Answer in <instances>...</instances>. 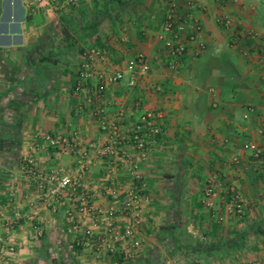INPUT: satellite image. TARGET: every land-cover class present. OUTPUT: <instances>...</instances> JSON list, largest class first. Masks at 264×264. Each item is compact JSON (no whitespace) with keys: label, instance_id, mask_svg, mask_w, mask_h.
Instances as JSON below:
<instances>
[{"label":"crops","instance_id":"obj_1","mask_svg":"<svg viewBox=\"0 0 264 264\" xmlns=\"http://www.w3.org/2000/svg\"><path fill=\"white\" fill-rule=\"evenodd\" d=\"M176 2L188 8V0ZM193 2L204 47L171 68L156 36L167 0H0V136L14 138L2 147L11 156L0 194V243L13 246L4 264H57L59 252L42 256L64 247L76 250L68 264L264 259V1ZM224 14L233 18L231 27L217 22ZM90 45L106 51L96 65L103 71L121 68L137 52L150 68L132 86L124 74L96 91L97 77L77 82L78 61ZM248 105L253 110L243 118ZM149 110L161 127L150 147L141 152L121 140L113 153L104 151L111 138L101 118L126 134ZM37 132L74 144H44ZM244 139L262 149L259 158L241 147ZM24 154L42 172H66L75 182L44 195L47 182L27 170ZM205 186L214 190L213 207L203 203ZM229 186L245 198L239 213L225 209ZM129 189L138 194L137 222L121 209ZM83 203L115 213L107 219L95 209L85 213ZM126 224L131 235L107 250L109 234ZM85 227L100 246L83 242Z\"/></svg>","mask_w":264,"mask_h":264},{"label":"built area","instance_id":"obj_2","mask_svg":"<svg viewBox=\"0 0 264 264\" xmlns=\"http://www.w3.org/2000/svg\"><path fill=\"white\" fill-rule=\"evenodd\" d=\"M188 4V8L180 10L177 9L176 0H167V8L161 16L160 28L156 34L160 44L166 49L170 57L167 63L171 68L174 67L177 59L186 52L191 55H196L204 47V42L200 39L201 25L192 8V6H198V3L195 5L193 0H188ZM216 20L223 27H231L234 24L233 18L225 14L218 16ZM230 41L231 43L236 41L234 34L230 35ZM105 57L106 51L104 48L94 45L86 47L78 61L77 82L80 84L85 81L87 82L93 77H97L98 81L95 83V90L101 91L106 83L118 81L122 79L125 74L124 83L128 86H132L135 84L137 77L146 74L150 68V63L146 55L142 52H137L128 57L121 68L106 72L96 67L99 63L104 62ZM252 110L253 106L248 105L246 110L242 112V117L246 118L248 113ZM99 126L101 130L108 132L111 138L109 142L103 145V149L106 153H113L115 148L114 142H120L121 140L131 143L136 149L142 152L155 142L156 136L161 129L157 122V114L150 110L140 114L126 134H122L117 130V125L113 120L101 118L99 120ZM260 132L264 133V123L260 128ZM35 136L39 138L42 143L51 146H63L67 149L74 144L73 142H69L65 136H55L49 132H37ZM88 145L92 146L93 144L89 142ZM241 147L249 150L251 155L255 158H259L262 152V149L250 139L242 140ZM84 153L85 150H82L80 156ZM80 156L77 159L78 171L82 163V158ZM22 158L29 172L47 182L43 190V194L46 196H55L75 182L74 178L66 172L62 173L56 169L42 172L39 168L34 166L33 158L29 154L22 155ZM107 169L111 171L112 165H109ZM134 177L139 179L138 174H134ZM227 191L228 195L225 202L226 211L232 213L241 212L246 203L245 198L234 186H229ZM213 193L214 190L211 186L204 187L202 200L208 207H213L214 205ZM121 202V209L129 213L133 221L137 222L140 217V207L138 203V194L134 189H129L127 195ZM81 209L85 213H93L95 209L96 213L101 214V216L106 219L113 216L115 213V210L111 207L102 210L100 208H92L87 203H83ZM131 232V224H126L122 229L111 232V234H109L110 241L106 244L107 250H113V241L125 239L131 235ZM36 233H40V228L36 229ZM80 234L84 238L83 242L85 244L96 246L102 244L100 238L97 240L93 237L90 227L83 228ZM7 251L12 252L13 246L11 244L4 245L0 243V264H4ZM237 264H264V259H250Z\"/></svg>","mask_w":264,"mask_h":264},{"label":"rangeland","instance_id":"obj_3","mask_svg":"<svg viewBox=\"0 0 264 264\" xmlns=\"http://www.w3.org/2000/svg\"><path fill=\"white\" fill-rule=\"evenodd\" d=\"M1 128V127H0ZM16 144V142H15ZM9 156H11L8 152H4L3 148L1 147L0 149V194L6 190V182H7V178L6 176L8 175L7 173H5L6 171V168H7V164H8V158ZM5 188V189H4ZM1 197H0V202L1 201ZM6 245V243H4ZM77 249V248H76ZM73 250V249H72ZM78 251L80 252H84L85 255H88L86 254V251H83L81 250L80 248L78 249ZM53 252H59L57 255V257L55 258L57 260V264L60 262L62 264H68L69 261L72 259V256L73 255H76V250H73V252L71 251L70 248L67 249V247H64L63 249H50V250H47V256L44 257L42 256V260L44 259V261H46V259H49L51 258V256H53ZM52 254V255H50ZM44 257V258H43ZM59 260V262H58Z\"/></svg>","mask_w":264,"mask_h":264},{"label":"trees","instance_id":"obj_4","mask_svg":"<svg viewBox=\"0 0 264 264\" xmlns=\"http://www.w3.org/2000/svg\"><path fill=\"white\" fill-rule=\"evenodd\" d=\"M260 1H264V0H260ZM14 138L13 137H3V136H0V149L1 147H3L5 145V143H10V145H12L14 142Z\"/></svg>","mask_w":264,"mask_h":264}]
</instances>
